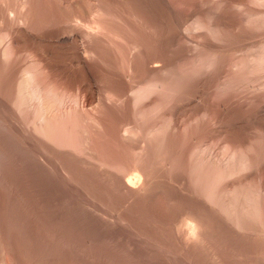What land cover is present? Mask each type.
<instances>
[{
	"label": "rangeland",
	"instance_id": "rangeland-1",
	"mask_svg": "<svg viewBox=\"0 0 264 264\" xmlns=\"http://www.w3.org/2000/svg\"><path fill=\"white\" fill-rule=\"evenodd\" d=\"M6 1L7 3L0 4V32H2L0 36H4L3 45L10 42L11 34L15 31L16 24L18 25L17 28L23 26L26 30L24 31V28H21L23 29V32H21L22 34L20 33L23 36H21L22 40L20 39L22 43L19 44L21 45V49L18 47L19 51L17 50L16 54L14 52V55H11L9 60V64L11 63L13 66L11 64V66L6 64V72L4 70L5 73L0 76V264H264V221L262 222L263 229L261 230L259 228V232H256L257 229L255 228L241 229L236 226L235 223L233 224L229 218L225 217L226 215H224L223 211V213L220 212V209L208 200L206 195L200 192V190L199 192L196 191L195 188H199L196 184L202 182L193 180L189 175L188 169L190 164L188 154L195 144L202 147L204 146V148L207 149L206 153L219 157L222 155V157H225L238 150L240 153L250 152L251 155L255 157V167L250 174L251 179L248 180L251 186H249V190L256 192L258 199L264 204V163L262 162L263 158H261L262 155L264 156V90L263 92L261 91L264 89V85L261 84L264 83V59H256V56L260 54L262 47H264V16L258 21L249 22L246 20L247 16L253 14V12L255 13L256 10L261 8L263 11L264 3L256 2L255 0H242L246 2L243 3L240 0L239 2L242 3V5L239 7L238 0H145L147 1L146 4L144 2L142 3L143 0H133L132 4L131 0H121L124 1L122 2L123 4L118 3L116 7L120 8H116L111 2L106 3L103 0H87V2L86 0H25L26 8H23L20 13L17 9L18 6H16L17 3L18 5L20 4V0ZM151 1H153V3ZM82 2L84 7L82 6ZM218 3H222V5H218ZM127 4L130 5L129 8ZM148 5L149 8H154L147 9L146 6ZM9 6L12 8L11 10ZM30 6L32 8H30ZM103 6L107 9H104ZM121 6L122 10L119 11L118 9H121ZM214 6H218V10L216 7L214 8ZM27 7L30 9H27ZM157 8L159 9L158 11ZM129 9H133L131 11L134 12L135 16ZM97 10L104 12L105 16L109 17L107 18V23L109 26L111 25V28L116 29L117 26L119 28L121 27L126 37L125 43L121 45V49H124L126 53L122 55L124 58L120 55L116 57L117 60L120 58L118 63L122 62V64H125L127 62L129 58L127 49L132 40V42L138 44V47H140L134 56L136 66L138 63L137 61H139V66H137V68L140 69H137V74H139V76L137 75V78L131 81L128 77L125 78V76H127L125 68L124 70L121 68V72H124H122L124 83H121L120 86L118 85L117 87L120 88L126 85L125 93L127 94V101L122 105H116L113 102L112 104L109 103L105 97L106 84L104 79H100L102 76L100 78L98 77L100 73L95 72L97 76L96 74H94V76L93 72H90L79 62L80 57L77 58L78 56L84 55L83 46L80 44L83 43L84 45L87 40V37L84 35L86 31L84 26L92 23V18L99 13V11L97 13ZM141 10L143 12L145 11V13ZM122 11L123 13L120 14ZM146 11L150 15L146 14ZM26 13L29 14L28 17ZM131 13L132 15L129 16ZM18 14H20L19 16L22 17V19L18 18L15 22L14 20L12 21V19L19 17ZM3 16H6V18ZM114 16L115 18H113ZM132 16H134V18L137 17V21ZM126 17H132L134 20L132 18V21L131 19L128 20ZM7 18H9V20ZM110 18L113 19L111 20ZM153 18H155V20ZM212 19L216 20L213 21ZM10 22L15 27H13ZM196 22H201L202 25L198 29H192V32L181 27L184 25L190 26ZM73 23H75L76 26ZM131 24L132 26H138V28L130 26ZM203 24H205L206 27ZM65 27L68 29H65ZM70 28L71 31H69ZM81 28L82 30H80ZM208 28L209 30H207ZM212 28L214 29V34ZM59 29H61L60 32H58ZM54 30L59 34H56L57 38L60 34V38H63L62 35H64L65 30L68 31L66 34L70 33L68 35H80L81 37L76 40L77 43H58L55 40L56 37L52 35ZM125 30L126 32H124ZM148 32L151 33L148 35ZM35 34L40 35H37V37ZM30 35L37 38H30ZM130 38L131 41L129 40ZM138 39L140 42H136ZM43 40L44 45L42 43ZM52 41L53 43H51ZM37 42H41L42 45ZM200 42L203 47L205 46L204 48ZM140 43L143 44L141 45ZM29 46H31V48ZM213 49H218V56L220 58L217 56L218 60L215 65L209 67L207 64H209V61L211 62V54L213 53L211 51H214ZM80 51L83 53L77 55ZM39 53L41 56H39ZM33 54L35 56L37 55L36 58ZM11 59L13 61H11ZM154 59L162 61L167 67L174 66L176 69L174 67H171L172 69L169 67L173 74L163 77L159 71H157L158 73L152 71L149 68V62ZM220 59L221 61H219ZM45 61H48L47 64L54 69H48ZM20 62L24 63V65ZM41 62L42 64H40ZM91 62L95 65L98 64L95 60ZM33 65L34 67L38 66L37 70L41 69L37 71L36 68L33 69ZM25 66H32L31 68L37 75L38 80L40 79L39 81H42V85L47 86V84L50 83L48 81H50V79L53 80L56 84L54 85L55 88L63 97L59 103L62 106L57 105V107L60 108L61 113L64 114L60 125L62 130L60 139L63 140V138H66V141H64V139L62 144V141L59 140L60 143L57 145V148L46 147V144H42L44 143V139L31 132V126L25 123L26 119H28L29 112L25 115L19 114V112L7 102L8 93H11V91L15 89L14 80H16L19 74L18 70L20 71V68ZM80 67L85 69L87 73H85L83 69H79ZM46 71L47 73L49 72L47 75ZM50 71H52L53 74ZM7 72L9 73L7 74ZM85 74L87 75L85 76L86 78L84 77ZM141 74H145V77ZM92 75L93 77H91ZM154 76L155 78L157 77L156 79L170 77L168 80H174L180 76H184L186 79L189 78L187 84L191 86L187 85L188 87L185 86V89H190L189 91L191 93L189 92L186 96H181L184 97L183 99L180 96H176L175 98L178 99L172 98L170 101L168 100L169 102L164 104V106L153 114L147 122L141 123L137 118L138 116L134 114V105L131 104L133 102L130 101V95L132 94L130 89L132 87L138 88V86H145L142 81L147 83L149 80L155 79ZM97 77L100 80H97ZM3 78H6L5 82L10 85L2 81ZM89 78L92 81L91 85ZM77 79H79V81L82 80L79 82ZM8 80L9 83L7 82ZM86 80H88V82ZM135 80H138L140 85ZM133 81L135 82L133 83ZM1 82H4L6 85L3 83V85H1ZM81 82L84 83L82 86ZM98 82L101 83L99 84L101 87H97ZM87 83H89V85ZM84 85L87 86L88 90L91 88L92 92L89 90L90 92L88 93L91 95L90 98L94 96L93 99L88 100L87 97V101L85 98V100L83 99L84 92L80 89L83 88L82 90H84L86 87H84ZM64 86L67 87L65 88ZM77 87H79V89ZM71 93H73V95ZM168 93L169 92H162L155 94L154 96L152 95V98L156 96L155 100L167 98ZM82 94L83 96H80ZM254 95L256 97L259 96L258 99H254ZM246 96L248 99L251 97V99L248 101L246 99L247 102H244L242 100L244 98L242 97L246 98ZM94 100L98 101L96 102ZM4 101L9 107L4 104ZM85 101H89V105ZM90 101L94 104H91ZM240 101H242V103ZM92 105H94L93 107L95 108H93ZM69 106L73 109H69ZM84 106H86V109ZM90 106L93 109L90 108ZM105 106L109 107V110L110 107L113 106H117V108L113 107L111 108L112 110L108 111ZM10 107L13 113L16 112L17 114L14 113L13 115L12 112L8 110ZM62 107L64 109H62ZM122 108L124 110L119 111V109L121 110ZM87 109H91L94 113L92 114L91 111L88 112ZM115 109L117 110L114 111ZM146 109L142 110H145L147 113L148 111ZM104 110L106 111L104 112L106 115H102ZM70 111H72V115ZM78 111L81 112L78 114L76 113ZM117 111L119 114H115ZM107 112H110L109 114L112 112V114L114 113L117 117H115L114 114V117H110L113 115H109ZM81 113L85 119L81 116ZM73 114L75 116H73ZM157 114L159 117H155ZM163 114L165 115L163 116ZM16 115L17 119L15 117ZM91 115H97L100 119H97V116H95V118ZM96 119L98 122L101 120L102 124L106 121V126H101ZM170 119L174 122L173 124L176 128H180V130L177 128L173 135V138H175L172 142L173 148L171 152L172 156L174 154V160H172V162L177 165H174L172 162L162 166L154 164L153 161L156 160L154 159V151L150 149L151 142L144 139L143 136H138V139L128 141L127 148H129V146H136V148H138L143 145L147 147L148 150L145 154V158L147 159L142 162V167L140 165L138 166L146 171L148 169L147 172H149L151 176L148 178L145 177L142 182L146 180L149 184L143 191H130L124 186H121V182H123V178L120 175L122 174L121 171L115 170L116 168H110L109 166L110 170L105 164L109 162V160H117L122 154V152H120L121 148H116L118 145L121 146L119 142L121 140V129L126 126V128L130 126L140 129L152 125L151 122L161 124V122L163 123L165 120ZM115 123H118V125ZM111 125L113 127H111ZM81 126H83V129ZM113 128L117 129L114 130ZM74 129L79 130L75 131ZM84 129L86 130L83 131ZM29 130L30 132H28ZM118 133L120 135H118ZM88 134H92V136L95 134L96 140H92L94 136L92 138V136H87ZM111 134H113V136H111ZM118 136L120 137L118 138ZM77 137L79 138L77 139ZM176 137H178L177 140ZM197 137L199 140H202L199 142ZM68 140H70V143ZM77 140H79V142ZM91 140L93 141L92 143ZM105 140L108 142L105 143ZM116 141L119 143L117 144ZM110 142L112 145H108ZM75 143L77 145H75ZM103 143H105V145H103ZM135 143L136 145H134ZM91 144L94 146H91ZM100 144L103 146L101 147ZM113 145L115 148H113ZM80 146H82V149ZM87 146L90 147L88 148ZM108 146L109 148H107ZM246 148L248 149L246 150ZM63 149H65L64 152H62ZM71 150L72 153L70 152ZM95 152L97 153L95 154ZM260 153L262 154L261 156L258 155ZM116 154H118V156ZM100 156L103 161L100 160ZM127 158H130L129 155ZM88 163H90V165ZM125 163L126 166L124 165L125 168L123 167L122 172L123 170L127 173L131 172L136 167L133 160L131 161L129 159L125 161ZM152 165H156V167ZM99 168L101 170H99ZM112 172L114 174L117 173L115 174L116 176H114ZM256 172L257 174H261V176H257ZM110 176L116 178L119 176L117 178L119 180H116V178L114 179V177L110 178ZM226 181L227 180H220L221 183L217 181L218 184L216 183V186L219 187L217 189L218 192H220L219 189L223 190L230 187L231 182L229 180L228 182L230 183L227 182L229 186L226 184L227 187H225L224 183H226ZM261 193L263 196L260 195ZM206 200L207 202H205ZM186 215H190L193 218L198 217L197 220L202 223L201 226H205H202L204 229L201 228L202 235L200 234L199 237L193 238L188 235H183V233H186V229L179 231L180 229L177 225H179V222L183 219L189 218ZM203 230L204 232H202Z\"/></svg>",
	"mask_w": 264,
	"mask_h": 264
},
{
	"label": "bare ground",
	"instance_id": "bare-ground-1",
	"mask_svg": "<svg viewBox=\"0 0 264 264\" xmlns=\"http://www.w3.org/2000/svg\"><path fill=\"white\" fill-rule=\"evenodd\" d=\"M6 0H0V4L1 3H7V1L5 2ZM14 1V0H13ZM21 2H20V4L18 5V3L16 4V6H18L17 7V9H18V11L20 12V11H22V9L23 8H26L25 7V5H26V1L25 0H20ZM33 1V0H32ZM82 1V0H81ZM104 2H106V3H112V5H114L115 7H116V5H118V3H122V2H124V1H121V0H103ZM132 2H131V4L133 3V0H131ZM142 1V0H141ZM164 1V0H163ZM229 1V0H228ZM240 0H238V2H239ZM242 1V0H241ZM244 1V0H243ZM242 1V2H243ZM249 1V0H248ZM256 2H260V3H264V0H255ZM80 2V1H79ZM86 2H87V0H86ZM130 2V1H129ZM147 3V1H145V0H143L142 1V3ZM152 3H153V1H151ZM166 2V1H165ZM215 2V1H214ZM226 2V1H225ZM235 2V1H234ZM96 3V2H95ZM99 3V2H98ZM155 3V2H154ZM243 3H246V2H243ZM251 3V2H250ZM123 4V3H122ZM124 4H126V3H124ZM135 4H136V2H135ZM134 4V5H135ZM144 4V5H145ZM160 4V3H159ZM219 4H221L222 5V3H218V5ZM231 4V3H230ZM234 4H236V3H234ZM30 5V4H29ZM78 5V4H77ZM81 5V4H80ZM100 5H101V3H100ZM128 5V8H129V4H127ZM139 5V4H138ZM152 5V4H151ZM150 5V6H151ZM217 5V4H216ZM238 5H239V7L242 5V3H238ZM245 5V4H244ZM249 5V4H248ZM82 6L84 7V5H83V2H82ZM99 6V5H98ZM97 6V7H98ZM108 6V5H107ZM142 7H144L143 5H141ZM154 6V5H153ZM159 6V5H158ZM163 6V5H162ZM161 6V7H162ZM226 6V5H225ZM229 6V5H228ZM6 7H7V5H6ZM10 8V10L12 9L11 8V6H9ZM94 7V6H93ZM134 7V6H133ZM132 7V8H133ZM147 7V9L149 8V5L148 6H146ZM216 7V9H217V7L218 6H214V8ZM4 8V7H3ZM30 8H32L31 6H30ZM30 8H28L27 7V9H30ZM103 8H104V6H103ZM102 8V9H103ZM106 8V7H105ZM104 8V9H105ZM111 8V7H110ZM116 8H120V7H116ZM124 8V7H123ZM150 8H154V7H150ZM149 8V9H150ZM165 8H166V6H165ZM256 8V7H255ZM6 9V8H5ZM71 9V8H70ZM107 9V8H106ZM125 9H127V8H125ZM140 9V8H139ZM144 9H146V8H144ZM215 9V10H216ZM225 9V8H224ZM247 9V8H246ZM6 10H8V9H6ZM119 11H121L122 10V6H121V9H118ZM131 10H133V9H129V11L130 12H132ZM155 10V9H154ZM159 9L157 8V11H158ZM218 10V9H217ZM227 10V9H226ZM98 11L99 10H97V13H98ZM116 11V10H115ZM129 11H126V12H129ZM142 11V10H141ZM150 11V10H149ZM208 11V10H207ZM210 11V10H209ZM224 11V10H223ZM254 11V10H253ZM252 11V12H253ZM2 12H3V10H2ZM6 12V11H5ZM11 12V11H10ZM12 12H13V10H12ZM27 12V11H26ZM143 12V11H142ZM153 12H155V11H153ZM152 12V13H153ZM219 12V11H218ZM250 12H251V10H250ZM21 13V12H20ZM25 13V12H24ZM30 13H31V11H30ZM121 13H123V11L122 12H120V14ZM133 13V15L135 16V14H134V12H132ZM132 13L131 14H129V16H131L132 15ZM141 13V12H140ZM143 13H145V11L143 12ZM220 13V12H219ZM4 14V13H3ZM27 14V15H26ZM25 15L28 17L29 16V14L28 13H26ZM77 14V13H76ZM115 14V13H114ZM128 14V13H127ZM146 14H148V12L146 11ZM170 14V13H169ZM178 14V13H177ZM193 14H194V12H193ZM243 14V13H242ZM20 14H18V16H19ZM78 15V14H77ZM77 15H76V17H77ZM94 15H96V14H94ZM113 15V14H112ZM148 15H150V14H148ZM246 15V14H245ZM90 16H93V15H90ZM120 16V15H119ZM134 16H132L133 18H134ZM264 16V10L262 11L261 10V8L260 9H258V10H256L255 11V13L253 12V14H250V15H248L247 16V18H246V20L247 21H249V22H252V21H258V20H260V18H262ZM3 17H5L6 18V16H3ZM32 17V16H31ZM74 17V16H73ZM117 17V16H116ZM131 17V18H132ZM151 17H152V15H151ZM238 17V16H237ZM2 18V17H1ZM18 18H21L22 19V17H17V18H14V19H12V17H11V19H12V21L14 20V22L18 19ZM107 18H109L108 16L106 17L105 16V13L104 12H100L99 11V13L95 16V17H93L92 19H93V21H92V23H89L88 25H85L84 27H85V33H84V35H85V37H87L86 39V42L84 43V45H83V43H80V44H82V49H83V51H84V55L83 56H78L77 58H79V62L83 65V66H85V68L86 69H88L90 72H93V75L94 74H96V76H97V73H95V72H98V73H100V75L98 74V77L100 78L101 76L103 77H101L100 79H104V82H105V84H106V88H105V97L107 98V100L109 101V103L110 104H112V102L113 103H115L116 105H122V104H125L126 103V101H127V94L125 93V86H123V87H120V88H118L117 86L119 85L120 86V84L121 83H124V78H123V74H122V72H121V68L124 70V68H125V70H126V73H127V76H125V78L126 77H128L129 79H131V81L132 80H134L135 78H137V75L139 76V74H137V66H139L138 65V63H139V61H137L138 63H137V66H136V62H135V60H134V56H135V53L137 52V50L140 48V47H138V44H136V43H134V42H132L131 41V38L128 40L130 43H129V48L127 49L128 51H127V53H129V58H128V60H127V62L124 64H122V62H119L118 63V60L120 59V58H118V60H117V56L118 55H120V56H122V55H124L125 53H126V51H124V49L122 50L121 48H122V44L123 43H125V41H126V37H125V35L123 34V31H122V28L120 27H118V29H117V27H116V29L115 28H111L110 26H109V24L107 23ZM113 18H115V16L113 17ZM112 18V19H113ZM120 18H121V16H120ZM130 17L129 18H127L126 17V19H131ZM132 18V19H133ZM137 18V17H136ZM136 18H134L135 20H136ZM144 18V17H143ZM172 18V17H171ZM242 18V17H241ZM3 19V18H2ZM8 20H9V18H7ZM73 19H75V18H73ZM84 19V18H83ZM111 19V18H110ZM111 19V20H112ZM132 19H131V21H132ZM133 19V20H134ZM140 19V18H139ZM154 20H155V18H153ZM170 19V18H169ZM186 19V18H185ZM221 19V18H220ZM219 19V20H220ZM245 19V18H244ZM243 19V20H244ZM5 20V19H4ZM25 20H26V17H25ZM121 20V19H120ZM162 20V19H161ZM172 20V19H171ZM213 21L214 20H216V19H212ZM3 21V20H2ZM23 21V20H22ZM63 21V20H62ZM80 21H81V19H80ZM137 21V20H136ZM135 21V22H136ZM1 22V21H0ZM68 22V21H67ZM88 22V21H87ZM110 22V21H109ZM164 22V21H163ZM187 22V21H186ZM263 22H264V20H263ZM24 23V22H23ZM25 23H26V21H25ZM126 23V22H125ZM129 23H131V22H129ZM128 23V24H129ZM137 23V22H136ZM168 23V22H167ZM178 23V22H177ZM10 24H11V22H10ZM62 24V23H61ZM67 24V23H66ZM66 24H64V25H66ZM74 25H75V23H73ZM72 24V25H73ZM133 24H135V23H133ZM215 24V23H214ZM244 24V23H243ZM12 25V24H11ZM23 25H25V24H23ZM83 25V24H82ZM142 25H144V24H142ZM177 25V24H176ZM202 24H201V22L199 23V22H196V23H194V24H192V25H190V26H187V25H184V26H181L183 29H185V30H187V31H191L192 32V29H195V28H199L200 26H201ZM203 25H205V24H203ZM211 25H213V24H211ZM13 26V25H12ZM17 24H16V28L14 29L15 31L14 32H12V34H11V39H10V42L8 43V44H6V45H3V42H4V36H0V64H1V68H0V76L2 75V74H4L5 72H6V70H5V66H6V64L8 65L9 64V60H10V58H11V55H14V52H15V54H16V52H17V50H18V47L20 48L21 47V45H19V44H21L22 42L20 41V39H21V32H23V29H21V28H17ZM76 26V25H75ZM116 26V25H115ZM130 26H132V24L130 25ZM129 26V27H130ZM135 26V25H134ZM134 26H132V27H134ZM152 26V25H151ZM150 26V27H151ZM217 26V25H216ZM13 27H15V26H13ZM67 27V26H66ZM65 27V29H68V28H66ZM69 27V26H68ZM136 28H138V26H135ZM145 27V26H144ZM153 27V26H152ZM205 27H206V25H205ZM212 27V26H211ZM220 27V26H219ZM24 28V27H23ZM142 28V27H141ZM146 28V27H145ZM210 28V27H209ZM209 28L207 29V30H209ZM214 28V27H213ZM212 28V29H213ZM62 29V28H61ZM61 29H59V31L58 32H60V30ZM73 29V28H72ZM121 29V30H120ZM131 29V28H130ZM133 29V28H132ZM148 29V28H147ZM215 29V28H214ZM214 29H213V34H214ZM26 29L24 28V31H25ZM74 30V29H73ZM80 30H82V28L80 29ZM134 30V29H133ZM132 30V31H133ZM150 30V29H149ZM10 31V30H9ZM12 31V30H11ZM51 31H52V29H51ZM69 31H71V28H70V30ZM76 31H77V29H76ZM135 31V30H134ZM133 31V32H134ZM142 31V30H141ZM216 31V30H215ZM260 31V30H259ZM27 32V31H26ZM26 32H25V34H26ZM63 32V31H62ZM66 32H68L67 30H65V33H64V35L66 34ZM73 32H75V31H73ZM124 32H126V30L124 31ZM137 32H138V30H137ZM144 32H145V29H144ZM199 32V31H198ZM264 32V31H263ZM0 33H2V32H0ZM21 33V34H20ZM29 33V32H28ZM27 33V34H28ZM129 33V32H128ZM141 33V32H140ZM149 33H151V32H148V35H149ZM219 33H220V31H219ZM31 34V33H30ZM45 34V33H44ZM48 34V33H47ZM55 34V35H54ZM56 34H58L57 32H55V30L52 32V35L53 36H55L56 37ZM68 34H70V33H68ZM68 34H66L65 36L64 35H62V37L63 38H60V36H61V34H60V36H58V38L56 39L55 38V40L58 42V43H69V44H71V42L73 43H77V39H79V37H81L80 35H68ZM76 34V33H75ZM83 34V33H82ZM189 34V33H188ZM212 34V33H211ZM29 35V34H28ZM36 35V34H35ZM38 36L40 35V34H37ZM36 35V36H37ZM59 35V34H58ZM145 35L147 36V34L145 33ZM37 36V37H38ZM133 36H134V34H133ZM141 36V35H140ZM7 37V36H6ZM23 37V36H22ZM31 37H34V38H37V37H35V36H32V35H30V38ZM41 37V36H40ZM26 38V37H25ZM29 38V37H28ZM30 38H29V40H30ZM33 38V39H34ZM43 38H45V37H43ZM43 38H40V39H43ZM52 38V37H51ZM54 38V37H53ZM83 38V37H82ZM134 38V37H133ZM152 38V37H151ZM7 39V38H6ZM39 39V38H38ZM22 40V39H21ZM24 40V39H23ZM26 40H27V38H26ZM36 40V39H35ZM55 40H53V41H55ZM142 40V39H141ZM145 40V39H144ZM7 41V40H6ZM32 41H34V40H32ZM37 41H39V40H37ZM48 41V40H47ZM46 41V42H47ZM53 41L51 42V43H53ZM140 42V40L138 39L136 42ZM146 41V40H145ZM224 41V40H223ZM24 42V41H23ZM26 42V41H25ZM28 42V41H27ZM35 42V41H34ZM44 42V40L42 41V43ZM49 42H50V39H49ZM49 42H47V43H49ZM147 42V41H146ZM145 42V43H146ZM152 42V41H151ZM36 43V42H35ZM37 43H41V42H37ZM42 43L40 44V45H42ZM78 43H79V40H78ZM201 43V42H200ZM28 44H29V42H28ZM55 44H57V43H55ZM54 44V45H55ZM141 44V43H140ZM143 44V43H142ZM141 44V45H142ZM205 44V43H204ZM207 44V43H206ZM30 45V44H29ZM43 45H44V43H43ZM50 45V44H49ZM58 45V44H57ZM62 45V44H61ZM74 45V44H73ZM78 45V44H77ZM201 45H202V43H201ZM213 45V44H212ZM27 46V45H26ZM26 46H25V48H26ZM34 46V45H33ZM199 46H200V44H199ZM215 46V45H214ZM213 46V47H214ZM30 48H31V46H29ZM42 47V46H41ZM71 47V46H70ZM74 47H75V45H74ZM80 47V46H79ZM202 47H203V45H202ZM205 47V46H204ZM203 47V48H204ZM217 47H219V46H217ZM24 48V47H23ZM28 48V47H27ZM38 48V47H37ZM63 48V47H62ZM81 48V47H80ZM142 48V47H141ZM163 48V47H162ZM200 48V47H199ZM21 49V48H20ZM39 49V48H38ZM43 49V48H42ZM50 49V48H49ZM64 49V48H63ZM202 49V48H201ZM41 50V49H40ZM45 50V49H44ZM48 50V49H47ZM141 50V49H140ZM140 50H139V52H140ZM204 50V49H203ZM202 50V51H203ZM214 50V49H213ZM218 49H216V50H214V51H211V52H213L212 54H211V62L209 61V64H207L209 67H211V66H213V65H215V63L217 62V60H218V51H217ZM19 51V50H18ZM26 51V50H25ZM28 51V50H27ZM30 51H32V50H30ZM144 51V50H143ZM155 51V50H154ZM22 52V51H21ZM24 52V51H23ZM44 52V51H43ZM139 52H138V54H139ZM168 52V51H167ZM220 52H222V51H220ZM224 52V51H223ZM35 53V52H34ZM83 53V52H82ZM81 53V51L77 54V55H80V54H82ZM24 54V53H23ZM26 54V53H25ZM38 54V53H37ZM40 54V53H39ZM43 54H45V53H43ZM52 54V53H51ZM55 54V53H54ZM170 54V53H169ZM203 54V53H202ZM210 54V53H209ZM17 55H18V53H17ZM32 55V54H31ZM34 55V54H33ZM196 55V54H195ZM194 55V56H195ZM204 55V54H203ZM227 55V54H226ZM243 55V54H242ZM23 56V55H22ZM29 56V55H28ZM35 56V55H34ZM37 56V55H36ZM36 56H35V58H36ZM39 56H41V54L39 55ZM46 56V55H45ZM218 56V57H217ZM225 56V55H224ZM14 57V56H13ZM16 57V56H15ZM30 57H32V56H30ZM76 57V56H75ZM123 57V56H122ZM141 57V56H140ZM213 57H214V59H213ZM222 57V56H221ZM228 57V56H227ZM40 58V57H39ZM44 58V57H43ZM124 58V57H123ZM138 58V57H137ZM220 58V57H219ZM262 58V60L264 59V47H262V51L260 52V54L259 55H257L256 56V59H261ZM13 59V58H12ZM11 59V61H13ZM16 59V58H15ZM21 59V58H20ZM31 59V58H30ZM222 59V58H221ZM221 59L219 60V61H221ZM23 60V59H22ZM41 60V59H40ZM39 60V61H40ZM44 60H46V59H44ZM92 60H95L96 62H98V64L97 65H95V64H92L93 62H91ZM116 60H117V62H116ZM125 60H126V58H125ZM139 60V59H138ZM141 60V59H140ZM205 60V59H204ZM16 61H17V59H16ZM25 61H27V60H25ZM31 61V60H30ZM50 61V60H49ZM78 61V60H77ZM168 61V60H167ZM192 61V60H191ZM28 62V61H27ZM32 62H34V61H32ZM46 62V64L48 63V61H45ZM44 62V63H45ZM78 62V63H79ZM145 62V61H144ZM205 62V61H204ZM16 63H18V62H16ZM21 63V62H20ZM50 63V62H49ZM74 63V62H73ZM140 63H142V62H140ZM171 63V62H170ZM11 64V63H10ZM9 64V65H10ZM21 64H23L24 65V63H21ZM30 64V63H29ZM35 64V63H34ZM37 64V63H36ZM40 64H42V62L40 63ZM72 64V63H71ZM143 64V63H142ZM165 63H162V61H160V60H153V61H150L149 62V68L152 70V71H155V72H157V71H159L160 72V74L161 75H163V77L164 76H168V75H172L173 74V72H172V68L171 67H174V66H165L164 65ZM206 64V63H205ZM204 64V65H205ZM221 64V63H220ZM219 64V65H220ZM243 64V63H242ZM12 65V64H11ZM10 65V66H11ZM47 65H49V64H47ZM46 65V67L48 68V69H50V70H53L54 68L53 67H50V65L49 66H47ZM54 65V64H53ZM78 65V64H77ZM125 67H124V66ZM235 65H237V64H235ZM13 66V65H12ZM22 66V65H21ZM37 66V65H36ZM51 66H52V62H51ZM62 66V65H61ZM64 66V65H63ZM79 66H80V64H79ZM82 66V67H83ZM121 66V67H120ZM140 66H142V65H140ZM238 66V65H237ZM32 66H25V67H21L20 68V71L18 70V75H17V77H16V80H14V82H15V89H13L12 87V89H13V91H11V93H8V98H7V102L8 103H10L12 106L11 107H13L17 112H19V114H26V113H28L29 112V115H28V119H26V121H25V123L26 124H28L29 126H31V132H33V133H35L36 135H38L39 137H41L42 139H44V143H42V144H46L45 146L46 147H52V148H57V145L60 143V141L59 140H61L60 139V137L62 136V134H61V132H62V130H61V128H60V125H61V122H62V119H63V115L64 114H62L61 113V109L60 108H58L57 107V105H61V104H59L60 102H61V100L63 99V97H62V95H60L59 93H58V90L55 88V86L54 85H56L55 83H54V81L53 80H51L50 79V81H48V82H50L49 84H47V86H44V85H42L41 84V82L38 80V77H37V75L35 74V72L33 71V69H35L36 68V70H37V67H34V65H33V69L31 68ZM43 67V66H42ZM55 67V66H54ZM60 67V66H59ZM82 67H80L79 69H83ZM169 67L171 68V69H169ZM217 67V66H216ZM241 67V66H240ZM9 68V67H8ZM39 68H40V66H39ZM45 68V67H44ZM61 68V67H60ZM70 68V67H69ZM68 68V69H69ZM175 68V67H174ZM205 68V67H204ZM213 68V67H212ZM41 69V68H40ZM40 69H38V70H40ZM62 69V68H61ZM71 69H72V66H71ZM74 69V68H73ZM176 69V68H175ZM182 69V68H181ZM194 69V68H193ZM231 69V68H230ZM4 70H5V72H4ZM10 70V69H9ZM8 70V71H9ZM37 70V71H38ZM84 71H85V73H87L86 72V70L85 69H83ZM87 70V71H88ZM138 70H140V69H138ZM180 70V69H179ZM178 70V71H179ZM195 70V69H194ZM206 70V69H205ZM232 70V69H231ZM241 70H243V69H241ZM11 71V70H10ZM13 71V70H12ZM45 71V70H44ZM43 71V72H44ZM82 71V70H81ZM142 71V70H141ZM147 71V70H146ZM214 71V70H213ZM253 71V70H252ZM16 72H17V70H16ZM52 74H53V72L52 71H50ZM56 72V71H55ZM58 72V71H57ZM63 72V71H62ZM76 72V71H75ZM180 72H181V70H180ZM9 72H7V74H8ZM15 73V72H14ZM49 73V72H48ZM47 73V71H46V75L48 74ZM77 73H79V72H77ZM89 73V72H88ZM124 73V72H123ZM125 73V74H126ZM147 73V72H146ZM154 73V72H153ZM158 73V72H157ZM212 73V72H211ZM39 74V73H38ZM51 74V75H52ZM60 74V73H59ZM58 74V75H59ZM68 74V73H67ZM90 74H92V73H90ZM102 74V75H101ZM180 74V73H179ZM186 74V73H185ZM210 74V73H209ZM230 74V73H229ZM253 74V73H252ZM63 75V74H62ZM65 75H66V73H65ZM93 75L91 76V77H93ZM142 76H144L143 74H141ZM181 75V74H180ZM222 75V74H221ZM55 76V75H54ZM76 76H77V74H76ZM85 76H87L86 74L84 75V77ZM95 76V75H94ZM153 76V75H152ZM159 76V75H158ZM186 76V75H185ZM209 76V75H208ZM218 76V75H217ZM216 76V77H217ZM50 77H52V76H50ZM60 77V76H59ZM62 77H64V76H62ZM80 77V76H79ZM83 77V76H82ZM88 77H89V75H88ZM88 77H87V79H88ZM96 78L97 80H100L99 78ZM119 77V78H118ZM145 77V76H144ZM150 77V76H149ZM7 78V77H6ZM6 78L4 79L3 78V80L2 81H4L5 82V80H6ZM39 78H40V76H39ZM46 78V77H45ZM55 78V77H54ZM65 78V77H64ZM68 78V77H67ZM72 78H73V76H72ZM86 78V77H85ZM154 78H155V76H154ZM157 78V77H156ZM152 79V80H149L147 83L145 82V81H142L143 83H144V85L145 86H143V87H141V86H138V88L136 87V88H134V87H132L131 89H130V92L132 93L131 95H130V101L131 102H133V103H131V104H133L134 105V114H136L138 117V119H139V121L141 122V123H145V122H147L150 118H151V116L153 115V114H155L157 111H159L160 109H161V107H163L164 106V104H166L167 102H169L172 98H175L176 96H186L190 91V89H185V86H187V85H189V84H187L188 82H189V78L188 79H186L184 76H180V77H177L176 79H174V80H168L170 77H168V78H165V79ZM202 78V77H201ZM9 79V78H8ZM53 79V78H52ZM58 79V78H57ZM69 79V78H68ZM76 79V78H75ZM92 79V78H91ZM139 79V78H138ZM145 79V78H144ZM225 79H226V77H225ZM252 79V78H251ZM73 80V79H72ZM78 81H79V79H77ZM82 80V79H81ZM80 80V81H81ZM89 80H90V78H89ZM95 80V79H94ZM192 80V79H191ZM203 80H204V78H203ZM63 81V80H62ZM79 81V82H80ZM87 82H88V80H86ZM86 81H83V82H86ZM91 81V80H90ZM136 81V80H135ZM135 81H133V83L135 82ZM4 82H1V85H3V84H5ZM8 83H9V80L7 81ZM13 82V83H14ZM59 82V81H58ZM83 82H81V86H82V84H84ZM97 82V81H96ZM129 82V81H128ZM138 84H139V82H138V80L136 81ZM3 83V84H2ZM59 83H61V82H59ZM64 83V82H63ZM77 83V82H76ZM91 83H92V81L90 82V85H91ZM132 83V82H131ZM201 83V82H200ZM205 83V82H204ZM260 83H261V81H260ZM7 84V83H6ZM5 84V85H6ZM65 84V83H64ZM86 84V83H85ZM88 85H89V83H87ZM95 84H97V83H95ZM99 84H101L100 82H98V84H97V87L98 86H100ZM104 84V85H105ZM261 84H263L264 85V83H261ZM7 85H10V84H7ZM66 85V84H65ZM68 85V84H67ZM78 85V84H77ZM124 85V84H123ZM140 85V84H139ZM70 86V85H69ZM69 86H68V88H69ZM86 85H84V87H85ZM131 86H132V84H131ZM189 86H191V85H189ZM246 86H247V84H246ZM8 87V86H7ZM6 87V88H7ZM65 87V86H64ZM67 87V86H66ZM65 87V88H66ZM90 87V86H89ZM101 87V86H100ZM104 87V86H103ZM188 87V86H187ZM186 87V88H187ZM11 88H10V90H11ZM63 88V87H62ZM67 88V89H68ZM72 88V87H71ZM78 89H79V87H77ZM8 89H9V87H8ZM59 89V88H58ZM75 89V88H74ZM83 88H81L80 90L81 91H83V92H81L80 90H77V91H80L81 93H83L84 94V97H83V99L85 98L86 99V97L88 98V100H90V99H93L94 98V94L92 95L93 96V98L91 97L90 98V94L88 93V92H92V90H91V88L88 90L87 89V86L84 88V90H82ZM85 89H87V90H85ZM99 89V88H98ZM97 89V90H98ZM246 89V88H245ZM1 90V89H0ZM6 90V89H5ZM4 90V91H5ZM96 90V89H95ZM102 90V89H101ZM243 90V89H242ZM248 90V89H247ZM263 90L264 89H262L261 91L263 92ZM68 91H69V89H68ZM71 91V90H70ZM103 91V90H102ZM191 91H192V89H191ZM235 91V90H234ZM238 91V90H237ZM248 91H250V90H248ZM255 91V90H254ZM72 92V91H71ZM99 92V91H98ZM162 92H169L168 94H167V98H163V99H160V100H155L156 99V97L155 98H152V95L154 96L155 94H159V93H162ZM195 92V91H194ZM253 92V91H252ZM1 93V92H0ZM73 93H74V91H73ZM73 93H71L72 95H73ZM77 93V92H76ZM191 93V92H190ZM223 93V92H222ZM239 93V92H238ZM237 93V94H238ZM80 94V93H79ZM83 94L82 95H80V96H83ZM192 94H194V93H192ZM3 95V94H2ZM1 95V96H2ZM76 95H78V94H76ZM198 95V94H197ZM223 95V94H222ZM235 95V94H234ZM253 95V94H252ZM5 96V95H4ZM98 96V95H97ZM238 96V95H237ZM263 96H264V94H263ZM79 97V96H78ZM78 97H77V99H78ZM201 97V96H200ZM238 97H240V96H238ZM238 97H237V99H238ZM254 99H258V97L259 96H255L254 95ZM71 98V97H70ZM75 98V97H74ZM105 98V99H106ZM182 99L184 98V97H181ZM180 98V99H181ZM188 98V97H187ZM235 98H236V95H235ZM242 98H244V99H242ZM241 99L245 102L246 101V99H247V101L248 100H250L251 99V97H250V99H248L247 98V96H246V98L245 97H242ZM82 99V100H83ZM84 99V100H85ZM159 99V98H158ZM175 99H178V98H175ZM174 99V100H175ZM181 99V100H182ZM4 100V99H3ZM79 100V99H78ZM169 100V101H168ZM86 101H87V99H86ZM85 101V102H86ZM94 101H96V100H94ZM98 101V100H97ZM96 101V102H97ZM106 101V100H105ZM238 101H239V99H238ZM246 101V102H247ZM257 101V100H256ZM74 102V101H73ZM83 102V101H82ZM81 102V103H82ZM103 102V101H102ZM178 102V101H177ZM241 103H242V101H240ZM2 103V102H1ZM63 103V102H62ZM69 103V102H68ZM87 104L89 103V101L88 102H86ZM90 103L91 104H94L93 102H91L90 101ZM173 103H174V101H173ZM179 103V102H178ZM3 104V103H2ZM4 104H5V101H4ZM76 104V103H75ZM82 104H84V103H82ZM90 104V105H91ZM101 104V103H100ZM104 104V103H103ZM109 104V105H110ZM130 104V103H129ZM180 104V103H179ZM239 104V103H238ZM5 105H7V104H5ZM64 105H66V104H64ZM86 105V104H85ZM89 105V104H88ZM114 105V104H113ZM128 105V104H127ZM171 105H172V103H171ZM195 105V104H194ZM243 105V104H242ZM8 106V105H7ZM62 106V105H61ZM73 106V105H72ZM94 105H92V107H93ZM108 106V105H107ZM166 106V105H165ZM9 107V106H8ZM11 107H10V109H8V110H10L11 112H12V114L14 115V113H16V112H14L13 113V111H12V109H11ZM70 107V106H69ZM76 107V106H75ZM88 107V106H87ZM91 106H90V108H92ZM106 107V106H105ZM105 107H104V109H105ZM113 107H115V106H113ZM113 107H110V110H112L111 108H113ZM121 107V106H120ZM167 107V106H166ZM3 108V107H2ZM66 108V107H65ZM77 108V107H76ZM84 108L86 109V106H84ZM83 108V109H84ZM93 108H95V107H93ZM92 108V109H93ZM98 108V107H97ZM115 108H117V106L115 107ZM131 108V107H130ZM147 108V109H146ZM62 109H64L63 107H62ZM69 109H71V107L69 108ZM73 109V108H72ZM71 109V110H72ZM100 109H101V107H100ZM99 109V110H100ZM106 109H108V111H110L109 110V107H106ZM105 109V110H106ZM133 109V108H132ZM142 109H146L148 112L146 113V111L145 110H142ZM227 109V108H226ZM88 110V112H90L91 111V109L89 110V109H87ZM101 111L102 112V115H106V113H104V112H106V111ZM117 109H115L114 111H116ZM122 110H124L123 108L120 110L119 109V111H122ZM142 110V111H141ZM262 110V109H261ZM6 111H7V109H6ZM67 111V110H66ZM82 111V110H81ZM81 111H78V112H76V113H80ZM128 111H129V109H128ZM127 111V112H128ZM168 111V110H167ZM4 112V111H3ZM92 112V111H91ZM96 112V111H95ZM133 112V111H132ZM6 113H8V112H6ZM10 113V112H9ZM70 113H71V115H72V111H70ZM94 112H92V114H93ZM108 113V112H107ZM110 113V112H109ZM108 113V114H109ZM121 113V112H120ZM165 113V112H164ZM17 114V113H16ZM86 114H87V111H86ZM114 114V113H113ZM112 114V112H111V114H109V115H113ZM115 114H119L118 113V111L115 113ZM114 114V115H115ZM131 114V113H130ZM176 114V113H175ZM98 115H99V113H98ZM114 115L113 116H110V117H114ZM165 114H163V116H164ZM171 115V114H170ZM66 116V115H65ZM73 116H75L74 114H73ZM81 116H82V113H81ZM88 116V115H87ZM92 116V115H91ZM95 116H97V115H95ZM95 116H92V117H95ZM122 116V115H121ZM124 116V115H123ZM159 117L158 116V114L157 115H155V117ZM174 116V115H173ZM172 116V117H173ZM176 116V115H175ZM7 117V116H6ZM16 117V119H17V115L15 116ZM83 117V116H82ZM81 117V118H82ZM115 117H117V115H115ZM126 117H128V116H126ZM169 117H171V116H169ZM221 117V116H220ZM84 118V117H83ZM88 118V117H87ZM86 118V119H87ZM96 118V117H95ZM99 118V116H97V119ZM101 118H102V116H101ZM179 118V117H178ZM222 118V117H221ZM15 119V120H16ZM85 119V118H84ZM96 119V121L98 122V120ZM100 119V118H99ZM114 119V118H113ZM113 119H111V120H113ZM116 119V118H115ZM154 119V118H153ZM158 119V118H157ZM9 120V119H8ZM12 120V119H11ZM95 120V119H94ZM104 120V119H103ZM110 120V121H111ZM120 120V119H119ZM177 120V119H176ZM14 121V120H13ZM23 121V120H22ZM73 121H74V119H73ZM79 121V120H78ZM89 121V120H88ZM135 121V120H134ZM160 121V120H159ZM163 121V120H162ZM175 121V120H174ZM178 121V120H177ZM215 121V120H214ZM79 122H81V121H79ZM112 122V121H111ZM115 122H117V121H115ZM119 122V121H118ZM13 123V122H12ZM11 123V124H12ZM67 123V122H66ZM73 123V122H72ZM76 123V122H75ZM84 123V122H83ZM90 123H93V122H90ZM94 123H96V122H94ZM98 123H100L101 124V126H103V125H105L106 126V121H105V123L104 124H102L101 123V120L98 122ZM152 123V125H149V126H147L146 124V126L147 127H144V128H140V129H138V128H135V127H130L129 126V128H123V129H121V140L119 141V140H117L116 138V140L117 141H119L120 143H121V146H116V148L117 147H120L121 148V151L120 150H118V151H120V152H122V154L119 156V158L117 159V160H109L108 158V160H109V162H106L105 164L108 166V168H109V166H110V168L112 167L113 169H115V170H118V171H121V173L122 174H120L121 175V177L123 178L122 180H123V182H121L122 183V185L121 186H124L125 188H127V189H129L130 191H139V190H144V189H146L147 188V185L149 184L148 183V181H146V180H144L143 182H142V180L146 177V178H148V177H150L151 175H150V173L149 172H147L148 171V169H147V167H146V169H147V171L145 170V169H142L141 167V164H142V162L144 161V160H146L147 158H145V154H146V152H147V147H144V145L143 146H140V147H138V148H136V146L135 147H130L129 146V148H127V143H129L128 141H130V140H133V139H138L137 137L139 136H143L144 137V139H146V140H148V141H150L151 142V144H150V149L152 150V151H154V153H155V156H154V159L156 160V161H153L154 162V164H156V165H167V164H169V163H171L172 162V160H174V154H173V156L171 155L172 153V148H173V146H172V142H173V139L175 138H173V135H174V133H175V131H176V129L178 128H176V126L173 124L174 122L170 119V120H165L163 123L161 122V124H157V123H154V122H151ZM186 123V122H185ZM218 123V122H217ZM220 123H222V122H220ZM16 124V123H15ZM88 124V123H87ZM111 124V123H110ZM116 124V123H115ZM176 124V123H175ZM19 125V124H18ZM21 125V124H20ZM25 125V124H24ZM64 125V124H63ZM72 125V124H71ZM77 125V124H76ZM116 125H118V123L116 124ZM137 125V124H136ZM216 125V124H215ZM74 126V125H73ZM79 126H80V124H79ZM104 126V127H105ZM124 126V125H123ZM20 127V126H19ZM18 127V128H19ZM98 127V126H97ZM108 127V126H107ZM111 127H113L112 125H111ZM24 128V127H23ZM66 128H67V126H66ZM73 128V127H72ZM81 128L83 129V126H81ZM110 128V127H109ZM119 128V127H118ZM185 128V127H184ZM63 129V128H62ZM81 129V130H82ZM87 129V128H86ZM86 129H84L83 131H85ZM111 129V128H110ZM109 129V130H110ZM114 129V128H113ZM115 129H117V128H115ZM114 129V130H115ZM75 131H78V130H76V129H74ZM178 130H180V128H178ZM16 131V130H15ZM69 131V130H68ZM111 131V130H110ZM28 132H30V130L28 131ZM64 132V131H63ZM81 132V131H80ZM118 132V131H117ZM32 133V134H33ZM22 134V133H21ZM72 134V133H71ZM82 134V133H81ZM87 134V133H86ZM28 135V134H27ZM69 135V134H68ZM73 135V134H72ZM85 135V134H84ZM95 135V134H94ZM93 135V136H94ZM115 135H116V133H115ZM118 135H120L119 133H118ZM178 135V134H177ZM64 136H66V135H64ZM76 136V135H75ZM86 136V135H85ZM87 136H92V134L90 135V134H88ZM93 136H92V138H93ZM99 136V135H98ZM111 136H113V134H111ZM97 137V136H96ZM120 136H118V138H119ZM25 138H27V137H25ZM31 138V137H30ZM79 137H77V139H78ZM86 138V137H85ZM98 138V137H97ZM114 138V137H113ZM198 138V137H197ZM33 139V138H32ZM65 139V140H64ZM68 139V138H67ZM72 139H73V137H72ZM71 139V140H72ZM100 139V138H99ZM178 139V137H176V140ZM180 139V138H179ZM63 140L64 141H66V138H63ZM63 140H61L62 141V144H63ZM75 140V139H74ZM82 140H84V139H82ZM89 140V139H88ZM92 140H96L95 139V136H94V139H92ZM91 140V143L93 142ZM98 140V139H97ZM102 140V139H101ZM107 140V139H106ZM105 140V143L106 142H108V141H106ZM198 140H199V138H198ZM200 140H202V139H200ZM200 140H199V142H200ZM256 140V139H255ZM26 141V140H25ZM78 142H79V140H77ZM113 141H114V139H113ZM116 141V142H117ZM135 141V140H134ZM140 141V140H139ZM196 141V140H195ZM241 141H243V140H241ZM28 142V141H27ZM30 142V141H29ZM68 142L70 143V140H68ZM115 142V141H114ZM119 142H117V144L119 143ZM175 142V141H174ZM33 143V142H32ZM41 143V142H40ZM69 143H68V145H69ZM77 143V142H76ZM75 143V145H77ZM82 143V142H81ZM96 143V142H95ZM98 143H101V142H98ZM105 143H103V145H105ZM130 143H133V142H130ZM139 143V142H138ZM142 143V142H141ZM177 143V142H176ZM176 143H174V144H176ZM203 143V142H202ZM229 143V142H228ZM237 143V142H236ZM36 144V143H35ZM65 144V143H64ZM79 144V143H78ZM88 144V143H87ZM109 144H111V142L110 143H108V145ZM140 144V143H139ZM195 144V143H194ZM250 144V143H249ZM99 145V144H98ZM102 145V146H103ZM112 145V144H111ZM116 145V144H115ZM134 145H136V143L134 144ZM146 145V144H145ZM195 145H198V144H195ZM193 146V144H192V146H193V148L191 149V151L189 152V151H187V152H189V154H188V156H189V167H188V169H189V175H190V177L193 179V180H195V181H197V182H199V181H201L202 183H200V184H196V185H198V187L200 188H195L196 189V191H198L199 192V190H200V192H202L204 195H206V197H208V200H210L213 204H215V206L217 207V208H219L220 209V212H224V215H226L225 217H227V218H229L232 222H233V224L235 223L236 224V226H238L239 228H241V229H246V228H255V229H257L256 230V232L258 231H260L259 230V228L262 230L263 228H262V225H263V221H264V204H263V202H260V199H258V197H257V193L256 192H252V191H250L249 190V181L248 180H250L251 179V173H252V171L254 170V167H255V165H254V162H255V160H254V156H252L251 155V153L250 152H238L237 151V149H236V151L237 152H232V153H230V154H228L227 156H225V157H219V156H216V155H213V154H209V153H206V151H207V149L206 148H204V146L202 147V146ZM240 145V144H239ZM238 145V146H239ZM37 146V145H36ZM44 146V145H43ZM91 146H94L93 144H91ZM100 146H101V144H100ZM101 146V147H102ZM114 146V145H113ZM189 146V145H188ZM82 146H80V148H81ZM88 148L90 147V146H87ZM106 147V146H105ZM175 147V146H174ZM59 148V147H58ZM68 148H69V146H68ZM96 148V147H95ZM95 148H93V149H95ZM107 148H109V146L107 147ZM113 148H115V146L113 147ZM227 148V147H226ZM49 149V148H48ZM70 149V148H69ZM74 149H76V148H74ZM82 149V148H81ZM99 149V148H98ZM175 149H178V148H175ZM175 149H173V150H175ZM248 148H246V150H247ZM39 150H41V149H39ZM64 150L65 149H63V151L62 152H64ZM91 150H92V147H91ZM103 150V149H102ZM179 150V149H178ZM252 150V149H251ZM58 151H59V149H58ZM82 151H84V150H82ZM111 151V150H110ZM242 151V150H241ZM253 151V150H252ZM51 152V151H50ZM60 152V151H59ZM71 153H72V150L70 151ZM89 152V151H88ZM117 152V151H116ZM115 152V153H116ZM151 152V151H150ZM174 152V151H173ZM176 152V151H175ZM52 153V152H51ZM50 153V154H51ZM97 152H95V154H96ZM104 153V152H103ZM103 153H102V155H103ZM110 153V152H109ZM119 153V152H118ZM49 154V153H48ZM56 154V153H55ZM67 154V153H66ZM80 154V153H79ZM84 154V153H83ZM101 154V153H100ZM105 154V153H104ZM107 154V153H106ZM114 154V153H113ZM113 154H112V156H113ZM178 154V153H177ZM54 155V154H53ZM52 155V156H53ZM57 155V154H56ZM74 155H76V154H74ZM91 155V154H90ZM117 156H118V154H116ZM128 155H129V157L130 158H127L128 157ZM258 155H262L261 153L260 154H258ZM49 156V155H48ZM79 156V155H78ZM92 156V155H91ZM96 156V155H95ZM55 157V156H54ZM76 157V156H75ZM108 157V156H107ZM114 157V156H113ZM150 157V156H149ZM187 157V156H186ZM61 158V157H60ZM70 158V157H69ZM100 158V160H102L101 159V156L99 157ZM110 158V157H109ZM115 158H116V156H115ZM261 158H263V160H262V162L264 163V156L262 155V157ZM260 158V159H261ZM52 159V158H51ZM90 159V158H89ZM107 159H106V161H107ZM113 159V158H112ZM130 159L131 161L133 160V163L135 162V165H136V167H135V169L134 170H132L131 172H126V171H124L123 170V172H122V169H123V167H124V165L126 164L125 163V161H128V160ZM69 160V159H68ZM84 160V159H83ZM91 160V159H90ZM94 160H95V157H94ZM77 161V160H76ZM86 161V160H85ZM103 161V160H102ZM181 161V160H180ZM58 162H59V160H58ZM105 162V161H104ZM103 162V163H104ZM46 163V162H45ZM51 163V162H50ZM173 163V162H172ZM87 164V163H86ZM89 165H90V163H88ZM150 164V163H149ZM174 164V163H173ZM49 165V164H48ZM102 165V164H101ZM138 165H140L141 167H139ZM156 165L154 166V165H152L153 167H156ZM174 165H177V164H174ZM91 166H93V165H91ZM126 166V165H125ZM151 166V165H150ZM169 166V165H168ZM262 166V165H261ZM74 167V166H73ZM95 167V166H94ZM109 168V169H110ZM125 168V167H124ZM144 168H145V166H144ZM164 168V167H163ZM171 168V167H170ZM160 169V168H159ZM165 169V168H164ZM172 169V168H171ZM182 169V168H181ZM262 169V168H261ZM89 170V169H88ZM99 170H101L100 168H99ZM105 170V169H104ZM111 170V169H110ZM129 170H131V169H129ZM158 170V169H157ZM263 170H264V168H263ZM156 171V170H155ZM98 172V171H97ZM105 172V171H104ZM152 172V171H151ZM185 172H186V170H185ZM81 173V172H80ZM107 173V172H106ZM119 173V172H118ZM261 173H263V172H261ZM112 174H114L113 172H112ZM111 174V175H112ZM115 174H117V173H115ZM114 174V176H116ZM185 174H188V173H185ZM256 174H257V172H256ZM109 175V174H108ZM107 175V176H108ZM154 175V174H153ZM258 175H260L261 176V174H257V176ZM17 176V175H16ZM75 176V175H74ZM106 176V175H105ZM114 176H112V177H114ZM185 176V175H184ZM253 176V175H252ZM111 176H110V178H112ZM119 176H117V178H118ZM154 177V176H153ZM187 177V176H186ZM116 177H114V179H115ZM116 178V180H119V179H117ZM183 178H185V177H183ZM188 178V177H187ZM153 179V178H152ZM186 179V178H185ZM185 179H183V180H185ZM190 180V179H189ZM220 180H227L226 181V183H224L225 184V187H227V186H229V184L228 183H230L231 182V184H230V187H228V188H225V189H223V190H221V189H219L220 190V192H218L217 191V189L219 188V187H217L216 186V183L218 184V182L217 181H219V183H221L220 182ZM228 180L230 181V182H228ZM232 180V181H231ZM256 180V179H255ZM186 181V180H185ZM119 182V181H118ZM228 182V183H227ZM257 182V181H256ZM111 183V182H110ZM181 183V182H180ZM194 184V183H193ZM226 184H227V186H226ZM117 185V184H116ZM153 187V186H152ZM251 187V186H250ZM149 188H150V185H149ZM153 188H155V187H153ZM124 189V188H123ZM198 189V190H197ZM259 189V188H258ZM261 190V189H260ZM263 190V189H262ZM128 191V190H127ZM179 192V191H178ZM187 192V191H186ZM197 192V193H198ZM144 193V192H143ZM147 193V192H146ZM190 193V192H189ZM201 193V194H202ZM264 193V192H263ZM133 194V193H132ZM135 194V193H134ZM138 194V193H137ZM178 195V194H177ZM181 195V194H180ZM260 195H262V193L260 194ZM264 195V194H263ZM262 195V196H263ZM199 196V195H198ZM187 197V196H186ZM200 197V196H199ZM205 197V196H204ZM202 198V197H201ZM156 201V200H155ZM201 201V200H200ZM197 202V201H196ZM205 202H207V200L205 201ZM155 204V203H154ZM205 204V203H204ZM207 204V203H206ZM212 205V204H211ZM210 205V206H211ZM213 206V205H212ZM196 207V206H195ZM209 207V206H208ZM206 208V207H205ZM147 211V210H146ZM206 211V210H205ZM198 212V211H197ZM213 212V211H212ZM222 212V213H223ZM201 213V212H200ZM203 214H204V212H203ZM187 217H189V218H186V219H183L181 222H179L180 224L179 225H177L178 226V228L180 229L179 231H181V230H185L186 231V233L184 234L183 233V235L185 236V235H188L189 237H199V235L201 234L202 235V233H201V228H203V227H205V226H201V224L202 223H200L198 220H197V218H193V217H191L190 215L188 216V215H186ZM199 216V215H198ZM201 216V215H200ZM191 217V218H190ZM226 218V219H227ZM207 220V219H206ZM204 221V220H203ZM211 221V220H210ZM204 224V223H203ZM211 224V223H210ZM213 224V223H212ZM221 225V224H220ZM227 227H228V225H227ZM238 228V229H239ZM204 229V228H203ZM178 230V229H177ZM264 230V229H263ZM220 231V230H219ZM244 231V230H243ZM246 231V230H245ZM202 232H204V230L202 231ZM214 232V231H213ZM178 233V232H177ZM180 233V232H179ZM182 233V232H181ZM257 235V234H256ZM182 236V235H181ZM207 236V235H206ZM206 238V237H205ZM186 239H188V238H186ZM221 239V238H220ZM205 240V239H204ZM1 242V241H0ZM251 242V241H250ZM6 243H7V241H6ZM196 243V242H195ZM190 244V243H189ZM2 245V244H1ZM181 245V244H180ZM196 245V244H195ZM197 246V245H196ZM182 247V246H181ZM189 248V247H188ZM192 248H193V246H192ZM187 249V248H186ZM14 250V249H13ZM190 250V249H189ZM8 251H9V249H8ZM253 252V251H252ZM206 253V252H205ZM10 254V253H9ZM195 254V253H194ZM251 254V253H250ZM146 255V254H145ZM8 257V256H7ZM246 257V256H245ZM8 260V259H7ZM144 261V260H143Z\"/></svg>",
	"mask_w": 264,
	"mask_h": 264
}]
</instances>
